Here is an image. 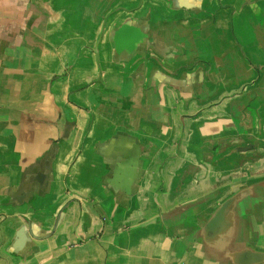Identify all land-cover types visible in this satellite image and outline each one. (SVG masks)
<instances>
[{
    "label": "crops",
    "instance_id": "crops-1",
    "mask_svg": "<svg viewBox=\"0 0 264 264\" xmlns=\"http://www.w3.org/2000/svg\"><path fill=\"white\" fill-rule=\"evenodd\" d=\"M0 264H264V0H0Z\"/></svg>",
    "mask_w": 264,
    "mask_h": 264
},
{
    "label": "water",
    "instance_id": "water-1",
    "mask_svg": "<svg viewBox=\"0 0 264 264\" xmlns=\"http://www.w3.org/2000/svg\"><path fill=\"white\" fill-rule=\"evenodd\" d=\"M133 31L134 30H132L131 27H129V26H122L121 28H119L116 31L115 38H116V40L118 42L117 51H119V49L122 47V45H129V44L131 45V43H134L136 41L135 40L136 37H135V34L133 33ZM126 39H128V41L124 42ZM146 62H147V59H146ZM227 207H228V204H226V205H224L222 207L220 213L217 215V219L221 218V215H222L223 211H226L225 209Z\"/></svg>",
    "mask_w": 264,
    "mask_h": 264
}]
</instances>
